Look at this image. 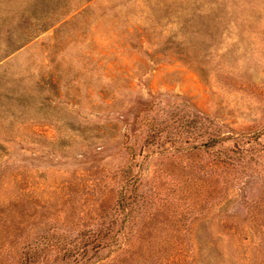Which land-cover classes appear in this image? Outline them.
Returning a JSON list of instances; mask_svg holds the SVG:
<instances>
[{"label":"rangeland","instance_id":"rangeland-1","mask_svg":"<svg viewBox=\"0 0 264 264\" xmlns=\"http://www.w3.org/2000/svg\"><path fill=\"white\" fill-rule=\"evenodd\" d=\"M0 264H264V0H0Z\"/></svg>","mask_w":264,"mask_h":264}]
</instances>
